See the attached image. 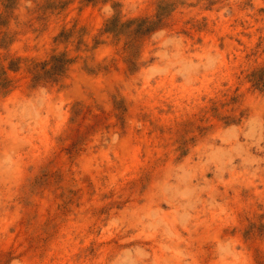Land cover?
<instances>
[{"label":"rangeland","instance_id":"374dc122","mask_svg":"<svg viewBox=\"0 0 264 264\" xmlns=\"http://www.w3.org/2000/svg\"><path fill=\"white\" fill-rule=\"evenodd\" d=\"M0 264H264V0H0Z\"/></svg>","mask_w":264,"mask_h":264},{"label":"trees","instance_id":"16d2710c","mask_svg":"<svg viewBox=\"0 0 264 264\" xmlns=\"http://www.w3.org/2000/svg\"><path fill=\"white\" fill-rule=\"evenodd\" d=\"M87 1L92 2L96 0H87ZM156 25L157 23L155 22L151 23L147 20H132L127 23L121 24L119 17H115L108 22L106 32L120 35L130 30L131 28L135 27V29H133L130 33L132 35V38L135 40L137 38L144 37L145 35L152 33L156 29ZM52 61H60V59L54 57ZM53 69L59 70L62 68L60 66L55 65L53 66Z\"/></svg>","mask_w":264,"mask_h":264}]
</instances>
